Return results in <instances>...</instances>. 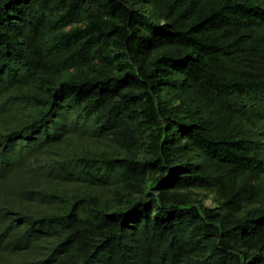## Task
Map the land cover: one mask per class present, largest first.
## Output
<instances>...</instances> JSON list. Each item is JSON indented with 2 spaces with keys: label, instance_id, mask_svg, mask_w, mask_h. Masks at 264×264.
<instances>
[{
  "label": "trees",
  "instance_id": "16d2710c",
  "mask_svg": "<svg viewBox=\"0 0 264 264\" xmlns=\"http://www.w3.org/2000/svg\"><path fill=\"white\" fill-rule=\"evenodd\" d=\"M0 264H264V0H0Z\"/></svg>",
  "mask_w": 264,
  "mask_h": 264
},
{
  "label": "rangeland",
  "instance_id": "374dc122",
  "mask_svg": "<svg viewBox=\"0 0 264 264\" xmlns=\"http://www.w3.org/2000/svg\"><path fill=\"white\" fill-rule=\"evenodd\" d=\"M207 204H211V199H207Z\"/></svg>",
  "mask_w": 264,
  "mask_h": 264
}]
</instances>
